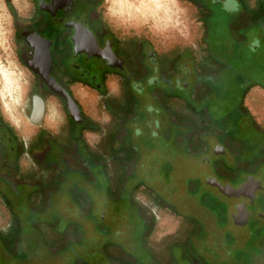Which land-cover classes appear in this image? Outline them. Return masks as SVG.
Masks as SVG:
<instances>
[{"label": "flooded vegetation", "instance_id": "af4514ba", "mask_svg": "<svg viewBox=\"0 0 264 264\" xmlns=\"http://www.w3.org/2000/svg\"><path fill=\"white\" fill-rule=\"evenodd\" d=\"M184 1L201 37L162 47L105 0H5L35 130L0 98V264H31L34 235L65 264H264V125L244 105L264 90V0ZM88 87L107 152L86 141Z\"/></svg>", "mask_w": 264, "mask_h": 264}, {"label": "rangeland", "instance_id": "374dc122", "mask_svg": "<svg viewBox=\"0 0 264 264\" xmlns=\"http://www.w3.org/2000/svg\"><path fill=\"white\" fill-rule=\"evenodd\" d=\"M127 4L140 6L146 1L150 4L149 10L127 13H114L110 10L111 0H105L107 16L119 28L121 33L146 37L162 47H174L200 39L201 28L196 24V13L191 3L184 0H125ZM161 4V5H160ZM154 8H159L157 11ZM10 30L9 47L6 51L3 30ZM25 78L23 69L16 57L14 45V25L10 12L7 15L0 9V98L9 106L12 105L15 115L16 110L23 105V86ZM248 102L253 107L261 109L264 117V96L256 92L248 97ZM13 115V116H14ZM257 117V116H255ZM261 120V119H260ZM264 121V119H262ZM77 209L71 208L70 215L76 216ZM7 213L0 205V230L7 225ZM31 264H65V260H54L47 257V252L40 244L36 235L31 240ZM47 257V258H46ZM11 260H6L11 264Z\"/></svg>", "mask_w": 264, "mask_h": 264}, {"label": "crops", "instance_id": "0c3cea01", "mask_svg": "<svg viewBox=\"0 0 264 264\" xmlns=\"http://www.w3.org/2000/svg\"><path fill=\"white\" fill-rule=\"evenodd\" d=\"M114 89H115V86H112L111 92H113V94L115 92ZM256 92H259V94L264 96V90H262L258 86H255L245 96L244 105L252 113L254 118L257 121L262 122L264 125V121H262V119H264V117L262 115L261 109L256 108V110H254L253 107L248 102V97L252 94H256ZM115 94H116V92H115ZM81 101L84 104L87 115L91 119L97 121L102 127V131H93L90 129L85 131V137H86V141H87L89 148L96 153L107 152L108 146H107V141L105 140V137H106L105 135L110 130V128L113 124V117L111 116V114L109 113L107 108L104 106L103 96L100 93H98L96 90L88 87L87 93L85 96L81 97ZM2 107H3V104H2ZM21 110H22V108H20L19 110H16L15 115L13 114V112H11V114L9 116L8 115L7 116L9 118H13V119H15V121H17V123L20 125L21 129L24 130V134H26V135L32 134L35 130V126L32 125L25 118V116H23L21 114ZM255 116H257V117H255ZM71 219H73L72 216H71ZM71 223H74V221H72Z\"/></svg>", "mask_w": 264, "mask_h": 264}, {"label": "bare ground", "instance_id": "6f19581e", "mask_svg": "<svg viewBox=\"0 0 264 264\" xmlns=\"http://www.w3.org/2000/svg\"><path fill=\"white\" fill-rule=\"evenodd\" d=\"M16 2L18 4H20L21 0H16ZM110 3H111L110 10L112 12L118 13V14L122 13V12H125V11L127 13H130V12H132V10H135V9H136V11L137 10L138 11L144 10V11L147 12V10H149V8L152 7V6L150 7V4L148 5L146 1L142 2V5H140V6H135V5H131L130 6L129 4L126 3L125 0H111ZM132 7L135 8V9H133ZM154 9L157 10V11L160 10L159 8H154ZM2 104H3V109L5 111V114L9 116L11 114V112L14 110V108L12 107V105L9 106L4 101L2 102Z\"/></svg>", "mask_w": 264, "mask_h": 264}, {"label": "clouds", "instance_id": "9594fccd", "mask_svg": "<svg viewBox=\"0 0 264 264\" xmlns=\"http://www.w3.org/2000/svg\"><path fill=\"white\" fill-rule=\"evenodd\" d=\"M8 7H9V5L5 2V0H0V9L3 10L5 15H7ZM13 7L17 8V9H20L21 5L18 4L16 2V0H13ZM24 7H31V5L25 4ZM22 14L23 13H21V15ZM9 37H10V30L8 28H5L3 30V38H4V42H5L4 46H5L6 51L8 50V47H9Z\"/></svg>", "mask_w": 264, "mask_h": 264}, {"label": "water", "instance_id": "95a60500", "mask_svg": "<svg viewBox=\"0 0 264 264\" xmlns=\"http://www.w3.org/2000/svg\"><path fill=\"white\" fill-rule=\"evenodd\" d=\"M220 189L225 192V193H232L234 192V194H238L239 193V189H232V188H229L228 186H224V185H221L220 183H218Z\"/></svg>", "mask_w": 264, "mask_h": 264}]
</instances>
